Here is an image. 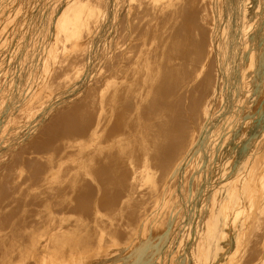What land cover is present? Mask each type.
<instances>
[{"label":"bare ground","instance_id":"6f19581e","mask_svg":"<svg viewBox=\"0 0 264 264\" xmlns=\"http://www.w3.org/2000/svg\"><path fill=\"white\" fill-rule=\"evenodd\" d=\"M62 1L65 5L56 29L58 36H52L47 27L37 40L38 46L32 44L36 41L34 36L29 41L14 37V52L21 43H26L27 49L19 59L29 66L24 87L18 86L23 92L15 94L11 89V67L2 73L10 87L3 97L0 115L11 109V128L7 131L11 143L6 148L7 156L0 158V264H28L29 260L33 264H160L165 261L162 253L172 251L168 242L182 217L185 220L175 253H180L191 237L190 255L196 264H227L239 250L231 243L239 244L240 235L252 218L257 193L264 191V159L255 157L249 161L247 157L242 176H232L236 162L225 147L237 118H242L247 126L261 120L264 114V48L251 47L256 35L247 38L248 49L240 54L236 67H230V63L237 53L226 43L221 45L220 58L213 57L208 62L213 56L214 20L220 6L219 0H205V15L199 25L202 33L192 32L191 38L196 42L190 60L174 67L177 93H169L161 100L163 110L152 120L153 125H142L140 117L150 110L145 102L155 103V109L161 103L157 102L158 96L152 95L150 86L141 84L140 66H131L132 59L140 57L136 49L138 37L132 33L134 22L140 19L134 0H128L124 20L125 31L130 33L125 63L119 71L127 78L125 85L112 76L101 88L104 91L89 92L82 102L77 101V94L71 97L78 89L75 82H69L58 94L59 99L52 92L40 93L58 82L57 77L62 74H73L81 68L86 77L90 75L85 48L96 29L104 26L101 20L108 17L109 0ZM138 1L151 2L144 6L145 10L153 9L157 3ZM240 1L238 8L244 15L245 28L257 13L248 12V0ZM32 17L30 21L34 22ZM51 20L48 17L39 27L49 26ZM225 30L226 27L223 36ZM36 48L45 59L46 71L42 72L39 62L30 59L36 55L31 49ZM179 49L181 52L183 48ZM177 55L183 57L181 53ZM67 63V68L58 73L57 64ZM234 71L238 73L235 89L228 85ZM218 72L222 75L220 82ZM19 83H23L21 79L16 82ZM189 91L192 93L187 102L182 97L185 99ZM225 94L233 97L237 108L227 116L226 125L216 129L219 142L209 149L213 142L202 129L215 111L213 101ZM142 105L143 110L138 111L136 106ZM35 110H40L41 118L34 116ZM44 116H48V121ZM50 120L51 124L45 126ZM20 126L28 128L26 135H21ZM258 129V134L251 137L255 140L254 150L264 139V116ZM45 134L47 146L39 141ZM188 164L189 179L179 183L178 173ZM2 171H8L7 176ZM114 173L121 181H107ZM193 178L197 179L195 187ZM216 178V183L211 182ZM4 180L7 184L1 186ZM176 187L180 188V198ZM151 200V206H147ZM140 202L142 205L138 206ZM182 204L186 205V212H182ZM127 206L139 210L138 216L133 212L139 222L127 236L116 239L114 226L108 223L126 219ZM234 212L235 218L241 219L234 224L236 229L219 230L220 216ZM162 219L163 224L155 227ZM226 236L214 249L210 247L211 240ZM258 245L261 255L255 264H264V235ZM217 251L223 254H210ZM186 260V254H177L170 264H185Z\"/></svg>","mask_w":264,"mask_h":264},{"label":"rangeland","instance_id":"374dc122","mask_svg":"<svg viewBox=\"0 0 264 264\" xmlns=\"http://www.w3.org/2000/svg\"><path fill=\"white\" fill-rule=\"evenodd\" d=\"M49 3L50 7H48ZM241 3L242 1L240 0H219L218 5L220 8H217L214 20L215 29L213 34V56L208 59V62L213 60V57L214 59L220 58L221 45L226 43L232 49L234 48V52L237 53L235 61L230 63V67H236L238 61H240V54L246 52L248 49V46H246L247 38L253 34L256 35V39L252 42L251 47L255 50L260 46L264 48V0H248V12H256L257 16L252 17L250 23L245 26V28L243 27L245 22L244 15L238 8ZM127 4L128 0H109L108 17L101 20L104 22V26L96 29L93 35L94 38L85 48L86 54L84 55V58L91 70L90 75H87L86 77L83 72H81V68L77 69L73 74H62L57 77L58 82L55 81L54 84H51V88L41 89L40 93L46 94L48 92H52V94H55V98L59 99L58 94H61L62 90H64L68 84L75 82L76 84L78 83L76 85L78 89L71 97H74L77 94V101H84L85 94L89 92L97 93L104 91V89L101 88L112 76L117 77L119 84H126L127 78L125 77L124 72L122 73L119 71L125 63V47L126 43H128V35L130 34L125 31L126 23L124 22ZM146 4H151V2H144L142 4H140L138 0H134L133 2L134 9L139 10L140 15V19L135 21L133 24L135 30L132 32L138 37L136 41H138L137 45L139 44V47L137 46L136 49L140 53V57L132 59L133 61L131 66H140L139 77H142L141 84L148 85L152 88V95L155 97L158 96L157 102L161 103V105L155 109V103L151 105L150 102H145L150 105V110L149 114L144 113L143 117H140L142 119V125L145 123L148 125L160 114L163 110L161 100H165L169 93L172 95L177 93L176 81L173 79L175 77V73L173 72L174 67L178 62H188L190 60V55L193 51L192 45L196 42L195 40H192L191 35L194 30H197L198 35H201L200 33H202V28L199 25H202L200 24L202 23L201 17L205 15V0H157L155 7L149 10L144 9ZM64 5L65 1L62 0H0V39H2L0 43V109H2L3 97L8 92V88L10 87L3 79L2 73L7 71L8 67H11V80H14V83L11 84V89L15 91V94H20L23 91L19 90L18 86L21 85V87H24L25 77L29 67L27 64H24L19 60L21 54L24 55V52L27 50L25 47L26 43H21L20 46L16 48V52H14V37H25V39L29 41V38L34 36L36 41H33L32 44L38 46L37 40L39 39V36L43 34L42 31H44L47 27L52 36H58L56 35V29L59 28L58 22L61 20L60 18ZM31 17L37 25H34V22L30 21ZM48 17L52 18V23L49 26L39 27V23L44 24ZM224 27H226L225 36H223ZM179 47L183 48L181 52ZM24 49L26 50L24 51ZM31 50V52L36 55L31 56L30 59L34 62L35 60L38 61L41 71H46L47 68L46 70L43 69L45 68V59L41 57L40 50L37 48ZM177 53L183 54V57L178 58ZM231 60L232 59H230V61ZM69 61L73 62V59H69ZM108 63L109 65L107 66ZM58 65L60 64H57L56 70L59 73L67 68L68 63L66 65H60L59 67ZM112 72H114L115 75H113ZM221 77V72H218L219 82ZM145 78L148 79L143 82V79ZM19 79H21L23 83L16 84ZM134 79L135 78L131 81H134ZM236 80H238V73L234 71L229 75L228 85L234 88ZM201 81L203 82L204 80ZM82 86H84V88ZM79 91L81 92L78 94ZM191 93V91L187 92L186 98L184 99L182 97V99L188 102ZM144 99L145 94H143L141 102L144 103ZM198 100L199 99H197V102ZM138 102L139 100L136 101L135 105ZM212 104V110L215 111L214 113H211L210 117H208L204 129H202L207 133L209 140L213 142L212 145L210 144L208 146L209 149L212 148L214 143L217 144L219 142V138L216 139V129L223 123L226 125V122L228 121H226L227 116L230 115V113H233L237 108L235 102L233 101V97L228 94H225L223 98L217 97ZM143 107V105L140 108L136 106L138 111H142ZM17 113L18 112H16L15 115H17ZM34 113V116L38 115L39 118L42 117V115H39L40 110H35ZM263 116L264 114L261 115V120H263ZM44 117L46 118V116ZM10 119L11 109L6 110L4 114L0 115V158H5L7 156L6 148L8 147V144L11 143V140L7 138V131L11 128ZM48 119L49 118L47 116L46 121H48ZM259 120L257 122L253 121L247 126H244L242 118H237V120L232 123V131L230 132L229 142L228 144H225L226 149L231 150L230 153L233 155V163L236 162V164L233 165L234 173L232 176H235V174L242 176L244 170V168H242V164L247 157H249V161L253 160L255 157L260 160L264 159V139L260 140V147L258 145L256 149L259 150V154H255L256 150L252 149L255 147V145H253L255 140H252L251 137L258 134L257 132L261 122V120ZM50 124L51 120L46 123L45 126H49ZM151 125L153 124L151 123ZM21 128V135H26L29 131L28 128L26 126H20V129ZM122 132L123 130L121 128L120 133ZM228 132L229 130L225 131V133ZM201 134L202 133H200V135ZM46 136V134L40 136L39 141H41L42 145H45L44 139ZM49 138L51 137H48V139ZM53 139H55V137ZM35 141L37 140L35 139ZM230 153H228V155ZM44 154H48V152H45ZM204 156L206 157L207 153H205ZM190 170V164L186 166L184 165L182 171L178 173L177 181H179V183L181 181L183 183L186 182L189 179ZM2 173L4 176H7L8 171H2ZM107 179V181H121V179L117 177L116 173L108 176ZM218 180L219 178H216L211 182L216 183ZM191 181L195 187L197 179L193 178ZM6 184L7 182L4 180L1 186H5ZM158 187V184L154 185L155 190H157ZM66 189L68 188L66 187ZM176 191L178 198H180V188L176 187ZM140 193L144 194L145 192L140 191ZM154 195L155 192L151 195L152 200ZM225 196H227V193H225ZM152 200L147 206H151ZM256 201L257 203L254 207H252V218L250 219L246 230L242 233V235H240L239 244H237L236 241L231 243V245L234 244V249L237 246L239 250L236 252L235 256L232 257V260H227V264H255L261 255L258 240L264 235V191L257 193ZM53 202L54 200H51L50 204L53 205ZM141 202L137 203V205L141 206ZM233 206L235 207L234 209L237 208L234 204ZM128 207L129 206L126 208ZM185 208L186 205L182 204V212H186ZM138 211L139 210L135 208H128L124 211L126 219L108 223L109 225L114 226L113 230L116 235V239L123 238L131 233L135 227L136 221H138V218L136 219V217L133 216V212H135V215L138 216ZM234 218L235 212L228 215H221L219 230H228L231 227L236 229V225L234 224L241 219L235 218L234 220ZM184 220L185 218L182 217L179 221H177L175 232L172 235L173 238H171L168 242L170 247L169 249L172 251L171 253H162V258L164 260L165 256V261H162L160 264H170V261L174 259L177 254L183 253L187 255L185 264H196L193 261V257L190 255L191 237L186 241L184 249L180 253H175L178 244V241L176 240L180 234L179 231ZM163 222L164 219H162L160 223L156 224L155 227L161 226ZM219 235L220 233H218V237ZM226 238L227 236L223 239L217 238L211 240L210 247L214 249L220 241L224 242ZM226 249H228V245L225 250ZM210 254H216L219 257L223 254V252L217 251ZM28 264H33V261L29 260Z\"/></svg>","mask_w":264,"mask_h":264}]
</instances>
